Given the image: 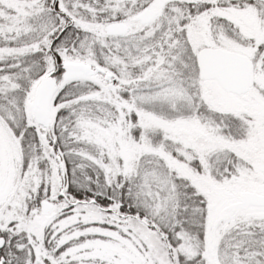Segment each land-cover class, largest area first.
<instances>
[{
    "label": "snow or ice",
    "instance_id": "snow-or-ice-1",
    "mask_svg": "<svg viewBox=\"0 0 264 264\" xmlns=\"http://www.w3.org/2000/svg\"><path fill=\"white\" fill-rule=\"evenodd\" d=\"M0 264H264V0H0Z\"/></svg>",
    "mask_w": 264,
    "mask_h": 264
}]
</instances>
